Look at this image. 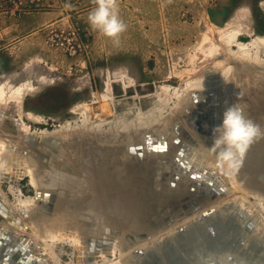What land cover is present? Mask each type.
<instances>
[{
	"label": "water",
	"instance_id": "1",
	"mask_svg": "<svg viewBox=\"0 0 264 264\" xmlns=\"http://www.w3.org/2000/svg\"><path fill=\"white\" fill-rule=\"evenodd\" d=\"M216 21L223 24V15L217 16ZM258 72L252 85L241 87L250 94L247 107H244L250 110L246 116L264 129V82L261 79L263 73ZM242 90L236 92L237 98L241 97ZM203 94L194 95V101L180 103L174 114L166 115V119L172 121L170 127L175 135L171 143L163 136L156 137L158 125L140 127L144 129L139 136L134 134L119 139L116 147L95 159L81 150L83 145H77V141L79 144L83 140L90 143L94 138L90 137L84 122L70 128L63 126L61 136L54 135L57 128L51 130L47 139L43 134L36 138L27 134L29 138L23 141L29 145H22L27 149L25 154L30 152L29 148L40 149L43 153L39 152L41 156L38 154L37 159L41 158L43 166L62 168L69 176L75 173L87 176L82 179L80 189L68 197H59V187L52 188L50 180H40L34 203L23 208V213L35 224L41 218L56 216L57 222L61 221L59 226L67 223L71 231L78 229L84 249H87L85 255L90 254L86 258L87 264L102 262L103 254L114 257L115 248L125 253L124 258L131 257L128 259L133 260L132 264H216L208 258L211 254L217 255L215 249L221 245L231 249L234 254L228 255L240 261L244 255L253 258L252 251L257 242L261 249L259 255L264 256L260 234L255 233V221H245L248 214L244 209L234 211L233 207L239 205L232 198L238 190L237 183L247 191L248 198L264 197V158L247 152L242 162L231 163V171L224 172L228 163L222 162L218 152L211 148L213 129L217 126L214 124L216 98L213 94L211 98ZM238 99L221 107L224 109L221 114L234 103L242 105L241 98ZM179 108L182 115L175 118ZM16 114L12 115L15 119ZM70 135L76 137L73 145H67ZM50 139L58 144L41 145ZM98 139L96 137L94 141ZM90 146L93 150L99 147ZM195 148L200 156L205 154L214 161L210 164L212 168L190 159ZM147 163L152 166L148 176L144 173ZM150 208L155 209L152 215ZM223 210L230 211L233 217L219 225L221 222L217 218ZM259 212L254 210L260 219ZM38 243L44 249L42 243ZM31 257L32 252L28 254L26 244L0 227V264H42L35 261L39 256L29 261ZM43 264L60 263L51 259Z\"/></svg>",
	"mask_w": 264,
	"mask_h": 264
},
{
	"label": "rangeland",
	"instance_id": "2",
	"mask_svg": "<svg viewBox=\"0 0 264 264\" xmlns=\"http://www.w3.org/2000/svg\"><path fill=\"white\" fill-rule=\"evenodd\" d=\"M16 1H21L20 8L14 0H0V77L12 74L13 82L20 84L33 76L37 89L25 95L24 109L42 120H25L40 130H54L67 121L77 123L79 116L71 110L74 105H89L91 120H111L132 106L148 110L165 98L168 106L177 107L182 100L178 94L191 92L183 88L187 69L192 67L191 55L204 54L211 25L227 24L239 6H249L251 17L247 20L253 32L264 34L263 0H118L119 16L127 24L119 46L89 25L88 13L96 6L93 0ZM65 3L73 7L66 9ZM219 15H223V24L216 21ZM250 38L248 34L241 36L245 41ZM34 57L38 59L25 69ZM208 61L212 60L204 61L202 66L210 64ZM43 75L52 81L42 82ZM166 84L170 89L163 87ZM161 91L168 95L164 98ZM7 109L10 110L8 105ZM35 188L25 174L17 177L14 173H0V192L12 205L18 206L17 199L29 196L35 201ZM54 245L61 264H81L80 247L71 242Z\"/></svg>",
	"mask_w": 264,
	"mask_h": 264
},
{
	"label": "bare ground",
	"instance_id": "3",
	"mask_svg": "<svg viewBox=\"0 0 264 264\" xmlns=\"http://www.w3.org/2000/svg\"><path fill=\"white\" fill-rule=\"evenodd\" d=\"M261 5L264 7V0L262 1ZM243 6L242 7L239 6L238 10L234 14V17L231 18L227 24L218 25V26H214V24L212 25L210 24L213 29L211 28L212 29L211 32L209 31V33L211 34H208V32L206 34L205 39H207L208 43L206 45H203V49L205 50V52L204 54L201 53L202 54L201 57H198L197 54L196 55L192 54L193 56L191 55L192 62L190 63H192L191 64L192 67L187 69L189 70V73L186 72L188 76L187 77L185 76L186 78L184 81L183 88H185L186 91L191 90V92H188L189 94L186 92V95H181V96H179L178 94L177 96L182 99L180 102L182 105V103L184 102L186 103L188 101L190 102L194 101V97L198 96L199 93L201 94L204 93L206 98H211L213 94L214 95L213 97L216 98L215 111H217L215 115L216 119L214 124H217V126L218 124L222 123V119H223V114H221L222 112L220 111H223L224 109L222 110L221 107L227 106L230 100H236L238 98H239L238 100H240L241 98L242 106L247 107V103H248L247 99H249L250 94L243 91L244 89L242 90L241 86H245L247 84L252 85V83L255 82V79H257L256 75L257 73H260L258 72L260 70L261 73H263L261 75L262 76L261 79L264 82V34H257L253 32V28L250 26L248 22L249 19L247 20V18L251 17L249 16L251 9L249 8V6H245V7ZM244 34L251 35V38L248 41L242 40L241 36ZM201 58H203V62L199 60ZM34 59H38V58L34 57L30 60L29 63H26L25 69L32 67V65L35 63ZM209 59L212 60L211 63L208 61V63L210 64H206V66L204 65L203 67L202 64L206 63L204 61ZM255 66L256 68H252ZM259 68H263V69H259ZM126 73L128 72L126 71ZM116 75L122 76V73L121 74L118 73ZM182 75L183 72L181 73V76ZM124 76H126L125 73ZM11 77L12 74H9L4 78L0 77V173L1 174L14 173L17 177H22L25 174L29 177L30 184L33 187H36L37 189L40 185V180L42 182L50 180L51 182L49 183V185L53 186L52 188H54V186L59 187V192H58L59 197H68L73 195L75 192H77L80 189L82 179L87 175L81 174L80 176V175H75L76 173L73 175L70 173L71 175L69 176L67 170H61L62 168L57 169L55 166L53 165L49 166L48 164H46L47 166L46 165L43 166V163L40 162L41 158L37 159L38 154L43 153L40 152L42 151L40 149L37 150V148L36 149L29 148L28 150L30 152L29 153L27 152V154H25L27 149L26 148L24 149V146L22 145H25L27 143L23 141L24 138L26 137L29 138L27 134L32 135V137L34 138H36V135L38 134H43L46 136L45 139H47L48 137L51 136L52 132H50L51 130L49 131L43 128L42 130L33 129L31 124L25 120V117L35 121L42 120V118L38 114L34 113L33 111H28V110L26 111L24 109L25 105L23 104L24 101L23 99L25 95L37 89L35 82L31 78L33 76H30V78L24 80L20 84H18V82L15 84ZM240 77H242L243 80L240 81ZM130 78H133V76ZM40 80L42 82H46V81L51 82L52 78L43 75L41 76ZM215 84H220V85L218 86ZM105 85L106 84H104V86ZM163 87H165V89L167 88L170 89V87L167 84L164 85ZM160 89L163 88L160 87ZM180 90H182V88ZM238 90H242V95L241 97L238 96L237 98L236 92ZM159 92L158 95L160 94ZM165 94H163L164 98H165ZM106 95L107 94H105L104 96ZM173 95L176 96L175 93ZM173 95H171V97ZM109 97L111 98V96ZM104 99H106V97L103 98V100ZM178 100L180 101V99ZM106 103H104L103 106L106 105L105 107H107ZM168 103L169 102L167 98H165V100L164 99H162L161 101L159 100L157 104H155L148 110L147 109L143 110L140 107L139 108H135L133 106L128 107L126 110L122 112L120 111L119 114L116 113L118 114V116L117 115L114 116L111 120H109V118L108 119L102 118L100 115L98 116H100L99 118L102 119L91 120L92 118L90 116L91 113L89 114L88 111L89 108H91L89 107V105L86 106L85 104L74 105L71 110L73 113L77 112L80 119L77 121L78 124L77 123L72 124L73 122L70 123L71 121H67L64 124L60 125L54 131L55 132L54 135L61 136L62 133H64L61 132L63 126H66V128H70V127H75L74 126L75 124L79 125L80 123L84 122L83 124H87L88 126V131L91 134L90 137H94V138L90 140L91 144L83 140L82 142H80V144L77 141V145H83L81 150L87 152V154H90L95 159L101 156V154L104 151L116 147L117 144L120 143L117 142L119 139L133 137L134 134L139 136L140 132L144 129V128L141 129L140 127L146 126L151 128L153 126L158 125L157 127H160L157 130L159 134L156 135V137L163 136L165 137L166 139L165 141L167 143H171L175 135L170 127L172 121H169L168 118L166 119V115L170 113L174 114L176 107L173 106L172 109L170 105L168 106ZM7 105L11 109L10 113L8 112ZM110 107L112 106H108V108ZM168 107L171 108V111L169 110V112L166 113ZM183 107L184 110H186L185 104ZM103 108L104 107H101L102 110ZM180 109L181 108L177 110L179 112L177 113V116H175V118H178L182 115V111ZM109 111L111 110L109 109ZM248 112H250V110H248V108L245 109V113ZM15 113H17L16 119L14 118V116H12ZM106 127L109 128L106 129ZM135 127L138 128V130H136ZM63 136H66V133L63 134ZM74 136L70 135L69 144L67 145H73V141L76 139V137ZM53 137H54L53 139H56L55 136ZM96 137H99V139L94 141ZM37 139H39V137ZM55 143L58 144L57 141L53 143V140L50 139L49 141L44 140L41 143V145H54ZM123 143L124 140L121 141V144ZM90 145H99V147L97 148V150L96 147L95 150H93V148ZM263 149H264V139L261 138L259 140L254 141L249 146V148L247 149L244 155L248 154L247 152L256 153L257 157L261 159L264 158ZM45 156L47 157L46 154ZM209 158L210 157H208L205 154L200 156L197 148L194 149V154L190 157V159L194 161V163L199 162L200 164H205L208 167L212 168L210 164L213 165L214 161H212ZM52 163L54 164V162ZM213 167H215V165ZM151 168H152L151 164L147 163L144 165V173H146L147 176L152 171ZM229 171H231V167L230 164H227L224 168V172H229ZM142 175L144 174L142 173ZM236 187L238 188V190L232 196V198L233 199L235 198L238 201L239 206H235L233 207V209L234 211H239V212H242V210L244 209L245 213L248 214V217L246 216L245 221L247 222L249 221L251 222V220L255 221L256 224L254 226L256 229L255 233L260 234V238L262 241L259 242L262 244V246H264V197L259 195V196H253V198L252 197L248 198L247 191L241 185L237 183ZM3 195L4 194H1L0 192V197H1L0 227L3 229L4 232L6 229L7 231L13 233L14 238L16 240L20 242L22 241V243L26 244V250H28V254L30 255V252H32V257L30 258L29 261H32L33 257L37 259V257L39 256L37 260L34 259L36 263H42V264L48 263L49 261H51V259H54V261L58 260V262L60 263L61 260L59 255L55 253L54 244L59 242L60 244L64 242H69V243L71 242L72 244H75V246L80 247L81 250L80 252L82 255L80 256V260L79 257H77L79 262H81V264H87L86 258L90 254L87 252L88 254L85 255L87 249H84L85 244L83 239L79 236V233L77 232L79 231L78 229H76L77 231H71V228L68 227L67 223H64L63 225L59 226L58 224L61 223V221L57 222L58 219H56V216L44 218L43 220L41 218L40 220L37 221V224H35L33 223L32 218L26 217L25 213H23L24 212L23 208L29 207L31 203L34 201L33 196L31 197L29 196L27 198H22V199L18 197L19 199L17 200L19 205L17 206L14 203V205H16L14 206L10 204L7 198H5L6 196L3 197ZM9 207L12 208L13 210L10 209ZM256 209L260 211L259 212L260 219L257 218L256 215L254 214V210ZM151 210L152 208H150L149 210L150 215H152V213L155 212V209H153L152 211ZM231 217L233 216L230 213V211L224 212L223 210V212L220 213V217L217 218L218 221L221 222L219 223V225L226 223V221L229 220V218ZM261 232H263V234H261ZM246 235L248 237V234ZM38 241L43 242V244L45 245L44 249L41 246L39 247ZM257 243L254 245V249L252 251L253 258L244 255L241 256L240 261H238L237 258H232L230 255H228V254H234V252L231 249H225L224 245L223 246L221 245L215 249L217 255L211 254L208 259L214 260L216 264H264V256L259 255L261 249L258 248L259 246ZM124 254L125 253L124 252L122 253V251L119 248H115L114 257L109 258L105 254H103L101 259L102 262L100 263L97 262V263L98 264H132L133 260L128 259L131 257L125 256L124 258ZM237 256L239 255H236V257Z\"/></svg>",
	"mask_w": 264,
	"mask_h": 264
},
{
	"label": "clouds",
	"instance_id": "4",
	"mask_svg": "<svg viewBox=\"0 0 264 264\" xmlns=\"http://www.w3.org/2000/svg\"><path fill=\"white\" fill-rule=\"evenodd\" d=\"M96 5L88 13V23L94 29L112 39L119 46L120 36L127 31V24L119 16L118 0H93ZM66 9L73 7L65 3ZM211 148L218 152L224 163H240L249 146L264 138V129L246 116L245 108L234 103L223 113L222 123L213 129ZM239 158V159H238Z\"/></svg>",
	"mask_w": 264,
	"mask_h": 264
},
{
	"label": "built area",
	"instance_id": "5",
	"mask_svg": "<svg viewBox=\"0 0 264 264\" xmlns=\"http://www.w3.org/2000/svg\"><path fill=\"white\" fill-rule=\"evenodd\" d=\"M14 2H15V5H17V8H20V5L22 4L21 1L17 2L16 0H14Z\"/></svg>",
	"mask_w": 264,
	"mask_h": 264
},
{
	"label": "crops",
	"instance_id": "6",
	"mask_svg": "<svg viewBox=\"0 0 264 264\" xmlns=\"http://www.w3.org/2000/svg\"><path fill=\"white\" fill-rule=\"evenodd\" d=\"M21 20L24 21V17H22ZM22 25H23V22H22Z\"/></svg>",
	"mask_w": 264,
	"mask_h": 264
}]
</instances>
